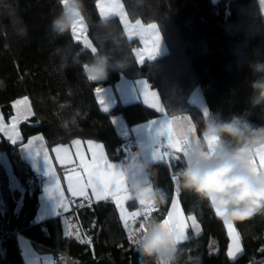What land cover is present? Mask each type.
I'll return each mask as SVG.
<instances>
[{"label":"trees","instance_id":"obj_1","mask_svg":"<svg viewBox=\"0 0 264 264\" xmlns=\"http://www.w3.org/2000/svg\"><path fill=\"white\" fill-rule=\"evenodd\" d=\"M121 1L130 20L159 24L169 50L138 63L133 49L139 42L128 37L120 18L109 17L111 25L106 28L100 24L103 17L98 0H84L86 37L113 63L126 61L125 68H113L107 78L94 82L83 70L93 58L83 40L71 33L57 36L50 31L59 0H0V109L9 118L14 103L26 97L33 109L32 116L20 125L21 142L14 144L0 134V152L8 153L13 176L0 161V264H27L17 230L40 252L59 257L55 264H61L65 255L70 264H141L128 239L129 230L110 199L84 201L83 207L72 209L67 220L62 215L35 220L42 189L21 154L29 137L42 134L49 146L76 138L100 141L108 157L119 161L134 147L118 134L112 116L122 115L131 127L159 115L141 102L118 103L105 111L95 88L115 86L122 75L145 78L159 90L167 113H188L199 135L197 125L202 126L203 111L189 99L200 87L213 113L228 119L247 112L253 125L264 126V103H250V82L256 77L249 64L264 61V15L257 0ZM180 157L151 164V182L165 191L167 201L156 205L147 218L163 220L167 216L174 192L172 177L184 166ZM179 196L186 215L194 216L201 227L198 235L188 228V239L179 243L184 257L199 255L202 264H264V216L235 222L243 252L231 260L224 220L192 193L179 188ZM144 220L134 227L139 228Z\"/></svg>","mask_w":264,"mask_h":264},{"label":"clouds","instance_id":"obj_2","mask_svg":"<svg viewBox=\"0 0 264 264\" xmlns=\"http://www.w3.org/2000/svg\"><path fill=\"white\" fill-rule=\"evenodd\" d=\"M59 4V11L50 25V31L57 36L70 34L73 24L84 12V0H59ZM100 24L107 28L111 21L102 18ZM125 67L126 61L113 63L111 57L98 48L83 70L87 77L93 76L100 81L107 78L111 69ZM249 68L256 77L250 82V103L261 105L264 103V61L254 60ZM247 117L248 113L244 112L224 119L219 113L203 109L202 126L197 125L199 137L192 136L184 166L175 174L180 190L207 202L214 213L220 211L224 214L221 218L231 222L264 216V166L259 163L264 161V126L253 125ZM191 130L190 124L178 128L179 135L184 138ZM134 155L137 158L128 161L124 172L126 181L131 174L133 182L129 190L133 197L164 205L167 201L165 191L147 182L150 163L141 159L139 152ZM143 225L133 242L141 264H181V261L182 264H202L199 255L184 257V250L175 241L174 230L162 226V220L153 216L146 218ZM61 264H70V261Z\"/></svg>","mask_w":264,"mask_h":264},{"label":"snow or ice","instance_id":"obj_3","mask_svg":"<svg viewBox=\"0 0 264 264\" xmlns=\"http://www.w3.org/2000/svg\"><path fill=\"white\" fill-rule=\"evenodd\" d=\"M261 6L264 7V0H260ZM97 7L100 9V16L103 18H108L112 15H119L124 28L128 31L129 37L131 38L132 33H136L140 36L141 41L144 44L143 48L133 49L135 58L138 63L143 64L145 60L154 59L158 54L161 35L159 31V27L155 23H148L147 25L143 24L141 20L137 19L134 24L130 23L127 19L126 13L123 11V6L119 3V0H102L101 3H98ZM78 25L81 26V35H83V17H81L77 22L73 24L71 34L76 37L77 36V28ZM85 46L90 49L91 53L96 52V48L91 44V42L85 38L84 39ZM90 81H97L96 77L89 76L87 77ZM95 93L97 96L102 92V88H95ZM151 98V99H150ZM143 99L146 104H149L151 107H158L159 96L155 91H151L150 86L147 82L144 83L143 87ZM103 103L102 99L100 101ZM24 105L23 109L17 107L18 116L23 115L24 113H29L28 101L27 98L24 100H17L16 106ZM106 110V109H105ZM163 110L162 108L160 109ZM18 118V117H17ZM16 118H14L15 120ZM183 119L187 121V117L183 118H172L171 120H166L160 128L156 131L157 138L161 135L167 136V147L171 149V152H153V160H162L165 156H173L176 159H180L181 157L177 154L182 153L183 158H185L189 154L190 149V141L187 138L181 137L178 132V128L181 124H179V120ZM0 131H8L3 123L0 120ZM11 131L13 132L12 136H9L8 139L12 143H17L16 137L19 135L16 132L15 123H13ZM42 139L41 137H35L33 139H29L26 144L22 145V147L27 148L33 151L36 155H40V152L36 151L33 147L34 141H39ZM77 149L81 146V142L79 140L73 142ZM102 145L93 144L91 141L88 142L87 150L91 153V159H86L85 155L80 151H76L72 155L73 159H69L70 149L67 147H55L52 149L54 153H56L55 159L59 162V165L66 172L65 180L67 191L71 194L72 197H87V190L91 189V194L98 201H113L116 206L120 210L121 219L123 220L124 226L129 229L128 239L134 242L135 237L142 230V223L139 228L132 227L136 223L137 217H143L146 219L150 211L155 209V202H149L145 200H140L139 204L141 209L139 211L127 212V210L123 206V201L131 199V195L127 190L126 179L124 177L123 171L118 168L114 163L108 161L102 151ZM63 153V155H61ZM44 162L47 166V174L50 175L54 183L52 187L48 188V192L50 195L55 193L57 197L59 208H64L67 210V205L63 202L65 199L64 191L61 189V184L59 178L56 176L53 171L52 161L49 157L47 151H43ZM255 162V161H254ZM262 166H264V161L259 162ZM175 180V176L172 177ZM177 191V196L174 197L171 201V208L176 212V219L173 220V211L167 212V218L163 219L164 227H170L175 232V241L176 243H181L186 240L188 236L186 235V226L183 220L179 219L180 211L177 209V198L179 189ZM215 215L217 217H222L224 214L220 211H216ZM188 220L191 221L192 228L195 234H199V225L194 216L187 217ZM171 222V223H170ZM224 223L228 230V235L232 240V245L229 247L228 255L232 256L234 253L240 251L239 245V233L236 232L233 223L229 220H224ZM77 240H80V237H76ZM81 243L85 241L80 240ZM91 242L90 240L88 241Z\"/></svg>","mask_w":264,"mask_h":264},{"label":"crops","instance_id":"obj_4","mask_svg":"<svg viewBox=\"0 0 264 264\" xmlns=\"http://www.w3.org/2000/svg\"><path fill=\"white\" fill-rule=\"evenodd\" d=\"M213 1H217V0H213ZM101 2H102V0H98V3H101ZM257 2L260 6V9H261L263 15H264V7L261 6L260 0H257ZM119 3L123 6V11L126 13L128 21L130 23L134 24L135 21L130 20L128 13H127V10H126V8H125V6L121 0H119ZM99 12H100V9H99ZM112 16H118L120 18L119 15H112ZM120 20H121V18H120ZM142 23L145 25L148 24V23H145L143 21H142ZM151 23H155V22H151ZM155 24H157V23H155ZM159 31H160V28H159ZM126 33L129 37V33L127 30H126ZM160 35H161V42H160L158 54L155 56V58L166 54L169 50L168 46H167V44H166V42L162 36L161 31H160ZM130 39H137L139 42L135 46L134 49L144 47V44L141 41L140 36L138 34L132 33ZM145 82H147V84L150 86L151 91H155L159 96V100L157 102L158 107H156V108L151 107V106H149V104H146L144 102L143 87H144ZM101 88H102V92L97 97H98L99 102L102 99L103 103L100 102V105L103 108V110L106 109L105 111L111 110L118 103L123 104V105H129L132 103L141 102L146 107L157 111L159 113V115L155 118H151V119H148L146 121L134 124L131 127L128 126L126 120L124 119V117L122 115L112 116V120H113L114 126H115L118 134L121 135L122 137L126 138V139H129V145L134 147V150L132 153L128 154L124 159L119 160V161H113L108 157L106 150H105V147H104V144L100 141L91 140V139L76 138L69 143H60V144H56L53 146H49L47 144L45 137L42 134H36V135L29 137L23 143V145L26 144L29 139H33L35 137H41L42 138L39 141H34V145H33V147L36 149V151L40 152V155H36L33 151L21 146L22 157L30 165L33 172L35 174L36 173H42L46 176L44 188L42 189V192L40 194V205H39L38 212H37V215L35 218V220L38 222L44 221L48 218L64 215V214L67 217L69 216V218H71L72 217L71 211H72L73 206H74V204L72 203L73 198L77 199L81 203H83L84 201H89V202L98 201L95 197L92 196L91 189L87 190V193H88L87 197H72L71 196V194L67 191L66 180H65L66 172L59 165V162L55 159L56 153H54L52 151L53 148H55V147H62V148L67 147V148H69L70 149L69 159H73L74 156L72 154L78 150L82 154L85 155L86 159L90 160L91 159V153L87 150V148H88V142L91 141L93 144L102 145L103 146L102 147L103 154L108 159V161L111 163H114L124 173L126 171V165H127L128 161L135 160L137 158L134 155V153H136V152H139L140 158L148 161L150 163V165L162 162L166 158V156H165L162 160L154 161L153 157H152L154 151L158 150L161 153L165 152L164 149L160 145V141L162 138H166V139H168V138L166 135H161L160 137L157 138L156 131L160 128V126L166 120H171L174 117H176V118L187 117V121H184L183 119H180L178 121L179 124H181V125H188V124L191 125L192 130L189 133V135L187 136V140L191 141L193 135L199 137L195 123H194L192 117L188 113H182V114H179L176 116L169 115L166 111V108H165V105H164V102L162 100V97L160 95L159 90L147 79H145V78L130 79V78L122 75L120 77V79L116 82L115 86L108 85V86H104ZM22 100H24V99H22ZM189 100L193 105L199 107L202 111L205 108L209 109V106L206 102L203 91L200 87H197L192 92ZM15 106H16V102L14 103L13 113L15 112V108H16ZM28 107H29L30 114L26 113L24 116H22L16 122V125H15L16 132L19 134L16 137L17 142H21L23 139L22 134H21V130H20L21 123L25 120H28L33 114V109H32L30 101L28 102ZM161 108L163 109L162 111L160 110ZM12 115L9 118H7L8 121L10 120ZM1 133L4 134L6 137L13 135V132L11 130H10L11 134H8L7 132H4V131H0V134ZM77 140H79L81 142V146L79 147V149H77L73 143L74 141H77ZM43 151L48 152L49 157L52 161L53 171L55 172L56 176L60 180L61 189L64 191V193H66L67 199L70 201V204L72 205L71 209L68 210L67 212L64 208H59L57 206L58 200L56 197H54L55 193L50 195L48 192V188L52 187L54 180L50 175L47 174V166L44 162ZM61 155H63V153H61ZM180 155L183 157L182 153H180ZM6 161L4 160V162H2V161L1 162L4 165L7 173L11 177H13L12 176V168H10L9 163H7ZM147 175H148V181L147 182L153 184V182H151V179H150V173H148ZM132 182H133L132 177H131V174L129 173L126 184H127V190L130 193L132 198L129 200L123 201V206L127 210V212L139 211L141 209L139 201L133 197L132 192L129 190V185ZM177 189H179V187H178L176 181L174 180V192H173L172 199L177 196V191H176ZM64 203L67 205V209H68L69 205H68L66 199H64ZM83 205H84V203H83ZM60 209H63V210H60ZM117 209H118V212L120 215V210L118 207H117ZM177 209H179V211H180L179 219L183 220L185 223V226H186L185 230H186V235H187L188 228H190V227L192 228V224H191V221L187 219V217H189V216H187L186 213L184 212L179 193H178V198H177ZM169 211H173V220H175L177 218L176 212L171 208V204H170ZM120 218H121V215H120ZM142 218H143L142 216L137 217L136 222L141 220ZM166 218H167V216L164 219H166ZM121 221L123 223L122 219H121ZM197 223L199 225L198 231L200 232L201 227H200V224L198 221H197ZM232 223L235 227L236 232H238V229L236 227L235 222H232ZM131 226L134 227V225H131ZM229 239H230V242H229V247H230V245H232V240H231L230 236H229ZM19 243H20V246L22 248V252H23L24 258L26 260V263H28L27 262V256L30 257L31 259H34V260H35V258L41 259V256L39 255V253H43V252H40L39 250L36 249V247L34 246L32 240L30 238L21 234V235H19ZM239 245H240V251L239 252L234 253L232 256L228 255L231 260L236 259L243 252V245H242V241L240 238V234H239ZM229 247H228V252H229ZM52 259L54 261L53 256H52ZM36 264H43V263L40 262V260H38V261H36Z\"/></svg>","mask_w":264,"mask_h":264},{"label":"rangeland","instance_id":"obj_5","mask_svg":"<svg viewBox=\"0 0 264 264\" xmlns=\"http://www.w3.org/2000/svg\"><path fill=\"white\" fill-rule=\"evenodd\" d=\"M83 35H81V26L80 25H78V28H77V36L75 37L76 39H82L83 41H84V39L85 38H87L86 37V30H87V26H86V23H85V21H84V19H83ZM88 39V38H87ZM89 40V39H88ZM90 41V40H89ZM92 44V43H91ZM27 98V101L29 102V98L28 97H26ZM16 108H15V112L13 113V115H12V117L10 118V120L8 121L7 120V118L4 116V113L2 112V110L0 109V120H2V123H3V125H4V127L8 130V131H4V132H7L8 134H11L10 133V130L12 129V126H13V123H15V125H16V122L22 117V116H24L26 113H24L23 115H19L18 116V112H17V107H19V108H21V109H23V107H24V105H19V106H15ZM30 107V106H29ZM18 117V118H17ZM14 118H16L15 120H14ZM8 138V137H7ZM9 140V139H8ZM10 141V140H9ZM11 142V141H10ZM4 160L7 162V163H9V166H10V168L12 167V164H11V162H10V159H9V156H8V153L6 152V151H2V152H0V161H2V162H4ZM11 170V169H10ZM64 196H65V199H66V201H67V203H68V205H69V207H68V209L66 210V212L68 211V210H70L71 209V207H72V205L70 204V201L67 199V195H66V193H64ZM54 197H56V196H54ZM57 198V197H56ZM43 202V201H42ZM64 202V201H63ZM60 210H63V209H60ZM63 217H64V219L65 220H67L68 218H67V216L64 214V215H62ZM69 231V230H68ZM19 235V234H18ZM39 255L41 256V259H37V258H35V260L34 259H31L30 257H28L27 256V264H36V261H38V260H40V262H42L43 264H55L54 262H53V259H52V254H50V253H39Z\"/></svg>","mask_w":264,"mask_h":264},{"label":"built area","instance_id":"obj_6","mask_svg":"<svg viewBox=\"0 0 264 264\" xmlns=\"http://www.w3.org/2000/svg\"><path fill=\"white\" fill-rule=\"evenodd\" d=\"M160 145L161 147L164 149L165 152H171L172 150L169 149L167 147V139L166 138H162L161 141H160ZM180 156V154H177ZM165 160L168 162V161H175L177 160L176 158H174L173 156H166ZM35 178H36V181H37V184L38 186L43 189L44 188V184H45V179H46V176L42 173H36L35 174ZM151 179V178H150ZM72 203L74 204L73 206V210H77L81 207H83V203L79 202L77 199L73 198L72 199ZM3 204V200L0 199V206ZM17 234L21 235V231L20 230H17ZM59 259L58 258H54V262L58 261ZM67 260L66 259V255L65 257H63V261Z\"/></svg>","mask_w":264,"mask_h":264},{"label":"bare ground","instance_id":"obj_7","mask_svg":"<svg viewBox=\"0 0 264 264\" xmlns=\"http://www.w3.org/2000/svg\"><path fill=\"white\" fill-rule=\"evenodd\" d=\"M63 255H64V254L62 253V257H63ZM58 258H59V257H58ZM60 258H61V257H60Z\"/></svg>","mask_w":264,"mask_h":264}]
</instances>
